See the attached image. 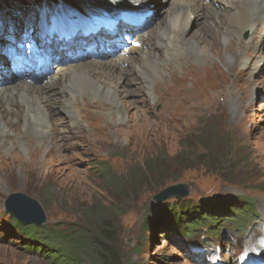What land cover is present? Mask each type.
<instances>
[{
	"label": "rangeland",
	"instance_id": "obj_1",
	"mask_svg": "<svg viewBox=\"0 0 264 264\" xmlns=\"http://www.w3.org/2000/svg\"><path fill=\"white\" fill-rule=\"evenodd\" d=\"M68 1H72V6L81 7L84 3L90 6L104 2ZM113 1L119 5L132 0ZM153 1L155 9L147 30L166 23L178 5L175 4L177 0ZM54 3L57 8L58 2ZM59 3L62 8L63 2L59 0ZM206 7L204 4L201 19L189 22L184 38L171 37L168 43L165 41L164 50L159 49L155 37L149 39L147 51L158 62L154 81L146 80L150 85L147 87L149 93L144 90L143 81L132 66H121L124 85L130 92H123V87L119 92L121 100L127 104L124 120L120 122L118 118L112 124L107 121L106 115L101 114L103 123L94 127H87L86 123L77 120L83 130L81 142L72 139L77 130L68 123L63 111L65 97L60 92V83L54 80L48 121H58L61 124L59 130L64 132L58 139L57 151L53 152L50 148V136L35 139L33 134L26 132L22 123L17 125L21 132L20 143L13 148L8 142L0 150V212L2 200L14 193L39 199L49 220L67 224H85L84 210L95 201L106 205L121 204L124 214L113 222L118 240L125 249L127 264H239L240 253L260 257L259 248L264 244V20L255 19L252 32L248 34L244 29L249 26L248 18L251 15L243 14L247 22L243 19L237 25L242 30L237 33L235 28L228 32L227 8L219 9L224 14L214 23V16ZM6 14L1 20L6 18ZM14 17L16 15L6 18L4 22L8 25ZM204 17L212 24L210 28L207 25L208 29ZM76 22L79 23V20ZM25 27L15 34L0 23V38L11 35L8 43L3 42L0 48L3 51L0 54V79L9 85L16 83L19 68L24 67V56L18 59L21 48L17 46L30 42L26 40L29 37L31 41L39 40L36 35L29 36V29ZM190 36L194 41L203 38L205 41L200 49L210 53L197 55L193 52L188 44ZM31 45L34 46V43ZM179 45L184 55L171 64V55L177 52ZM102 50L108 54L106 48ZM87 52L92 51L87 49ZM135 56L130 55L132 58ZM68 58L74 59L76 56ZM69 63L67 60L61 66L53 64L52 75ZM174 75L179 81L173 79ZM42 82L45 79L39 78L38 83ZM9 98L10 105L18 110L15 98ZM215 130L218 135L211 134ZM226 136L232 137L229 150L217 147L224 145ZM26 137L34 144L31 148L27 146ZM191 143L196 149L194 154H189L191 149L188 150V146ZM34 150H39V153L29 156V152ZM186 153L187 160L176 164L175 158L186 156ZM218 154L227 157L223 164L211 162ZM2 156L7 157L1 159ZM160 158L167 163V173L162 178L156 180L148 176V180L143 181L140 178L143 174L136 177L137 171H133L136 166L140 168L143 163ZM103 166L116 178L114 185H108V179L101 178L94 169ZM135 172V180L140 179V183L133 187L126 184V180ZM119 184L124 186V195L116 190ZM176 184L190 186L187 187L185 200L194 204H199L203 199L247 195L254 199L260 220L251 230L249 228L250 232L245 227L246 236H237L232 229L225 232L226 237L221 239L222 249L218 248V244L205 240V245L201 246L202 252L206 251L205 256L182 246L173 229L169 232L164 229V224L172 220L168 214H162L160 222L163 223L143 232V214L157 207H160L159 212H163L161 203H155L153 199L165 187ZM173 200L170 197L164 202ZM6 239L0 230V264H48L41 257L18 251ZM239 245L241 249L237 247Z\"/></svg>",
	"mask_w": 264,
	"mask_h": 264
},
{
	"label": "bare ground",
	"instance_id": "obj_2",
	"mask_svg": "<svg viewBox=\"0 0 264 264\" xmlns=\"http://www.w3.org/2000/svg\"><path fill=\"white\" fill-rule=\"evenodd\" d=\"M103 1L104 2H101V4H99L100 2H96L91 4V6H101L105 5L104 3L109 5L111 4L112 6L115 3L113 0H110V2L107 0ZM141 1L146 3L145 0ZM177 1L175 2V4H178L175 12L172 17L166 21V23H160L150 30H146L144 26L143 32H146L140 33L135 37V42L138 43L141 48L146 47L149 39L152 37L157 39V46L159 48H163L165 41L168 43L170 38L173 36V38H184L183 34L186 32L188 23L190 21H194L195 19L202 18L201 13L203 12L202 9L204 4L205 7L207 6L206 9L214 16V23H216L217 19L224 14L219 9L227 8L226 12L225 10L224 12L226 13L225 16L227 20L228 32L235 30L239 21L242 22L243 19L246 21L243 14L251 15L250 19L248 18L249 26L244 29V31L248 34L252 32L251 27L254 26L255 19L264 20V0H237V2L232 0ZM148 4L149 6H145V9L149 10L150 6L155 8L153 0L148 2ZM215 7L218 8L215 9ZM97 11H100V9L98 8ZM191 18L193 19L191 20ZM204 18L207 21L205 27L208 29V26L210 28L212 24L208 18ZM204 20H202V24L204 23ZM196 27L198 28V26ZM241 30L242 29L237 28L236 32L238 33ZM191 37L192 36L188 37V44L193 52L197 55L210 53L204 52L200 49V45L205 41L203 38H199L194 41L191 40ZM179 43L181 44L182 42ZM223 44H225V41ZM182 50V46L179 45L177 52L171 55V64L175 63L178 58H181V56L184 55L181 53ZM211 50L213 51L212 48ZM128 53L131 55L135 54V58L120 54L111 56L104 53H101L95 58L86 57L83 61L77 62L80 64L60 68L55 75H45L43 77L45 82L42 83H37L34 79L28 80L25 78L23 80L16 79L15 84L9 85L1 78L0 150L5 148L8 142L13 148L20 143L21 132L17 125L22 123V127L26 130V132L33 134L35 139H44L47 136H50V148L52 151L54 150L53 152L57 151L58 139L64 132L59 130L61 124H58V121L52 120L51 123L48 121V107L53 101L51 86H53L54 80H57L60 83V92L64 94L65 97V108L63 111L67 115V120L69 121L68 123L77 130V134L72 137L74 141L79 142L84 138L82 127L77 120H81L86 123L87 127H94V125L103 123L104 118L101 114L106 115L108 117L107 121L112 124L116 123L118 118L120 122L124 120L125 113L127 112V104L121 100L119 92L122 91V87L124 90L123 92L127 94L130 92L127 86L124 85V73L121 66L126 64V66H132L134 68L136 73L140 75L144 84V90L147 93H149L147 91V87L150 85L146 80L154 81L155 71L158 66L157 59H155L150 52L130 48ZM171 67L173 68V66ZM173 79H175V76H173ZM76 95H78V97H76ZM9 96L15 98V105L18 104V110L10 105L11 99ZM26 140L28 143L27 146H30L31 148L34 145L32 140H28L27 137ZM59 146H63V144H59ZM30 152L29 156L32 154H38L39 150ZM10 155L19 156L17 153H11ZM6 157L2 156L1 159Z\"/></svg>",
	"mask_w": 264,
	"mask_h": 264
},
{
	"label": "trees",
	"instance_id": "obj_3",
	"mask_svg": "<svg viewBox=\"0 0 264 264\" xmlns=\"http://www.w3.org/2000/svg\"><path fill=\"white\" fill-rule=\"evenodd\" d=\"M213 132L212 135L218 133L216 130ZM213 138L217 142L216 137L213 136ZM231 139V136L224 137V145L217 147L229 150L232 145ZM190 149L188 153L194 154L196 149L192 147V143L188 146V150ZM188 153L186 156L176 157L175 163L182 164L187 160ZM225 158L227 157L218 154V157L211 162L223 164ZM135 170L137 175L135 172L128 178V181L126 180V184L133 187H136L137 182L140 183V179L135 180V175L140 177L143 174L140 177L144 179L143 181L148 180V176L156 180L162 178L167 173V163L161 158L154 159L149 163H143L140 168L136 166L133 171ZM98 172L101 178L108 179V185L116 183V178L111 176L105 168H100ZM117 187L116 190L124 195V186L119 184ZM253 204L251 198L237 196L201 200L198 205L188 200L168 201L160 205L163 206V212H159L160 207H157L145 213L142 230L143 232L149 231L161 221L162 214H168L172 220L167 230L174 225L177 228V234L184 236L182 238L186 242L190 241L193 245L203 244L204 240H220L224 235V230L230 227L239 233L249 224L251 225L258 219ZM123 214L121 204L106 205L101 201H95L84 210L85 224L54 222L37 227L24 226L16 220L8 219L13 223L3 228L8 232L14 231L23 241V247L43 256L48 264H125V249L118 240L117 228L113 222L116 217Z\"/></svg>",
	"mask_w": 264,
	"mask_h": 264
},
{
	"label": "water",
	"instance_id": "obj_4",
	"mask_svg": "<svg viewBox=\"0 0 264 264\" xmlns=\"http://www.w3.org/2000/svg\"><path fill=\"white\" fill-rule=\"evenodd\" d=\"M185 185L170 186L157 194L153 199L155 201H161L169 197H175L176 199H181L187 196ZM22 201H26V204H23ZM6 210L12 216L25 219L28 222L41 224L45 222V217L41 207L34 200H27L20 194L13 195L8 198L6 201Z\"/></svg>",
	"mask_w": 264,
	"mask_h": 264
}]
</instances>
